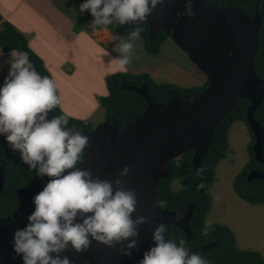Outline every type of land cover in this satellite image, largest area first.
<instances>
[{
    "label": "water",
    "instance_id": "obj_1",
    "mask_svg": "<svg viewBox=\"0 0 264 264\" xmlns=\"http://www.w3.org/2000/svg\"><path fill=\"white\" fill-rule=\"evenodd\" d=\"M185 3L186 0H166L146 21L130 22L125 27L133 29L146 23L151 39L165 32L206 76L209 86L185 96L171 92L169 100L157 103L148 94L147 84L141 87L123 85V89L139 94L147 102V109L127 124L120 123L113 115L90 133L81 130L90 142L80 167L90 168L94 176L102 179L121 178L127 187L139 192V206L133 218L147 215L151 220L141 228L140 251H134L128 258L120 255L119 245L116 250L93 242L85 252L69 249L62 254L67 255L72 264L133 263L152 245V231L161 223L178 226L191 239L190 220L197 205L190 202L175 211L161 208L158 183L168 177V164L188 152H194L193 167L195 174L198 173L217 127L240 98L251 102L247 121L255 137L253 152L256 161L264 164V127L255 118V111L262 107L264 100V78L257 76L254 63L263 13L257 10L251 17L239 7H220L206 0H193L195 15L190 17L186 14ZM53 116L50 112L49 119ZM125 165L131 170L126 177H119ZM261 178L264 172L253 171L246 181L250 183ZM4 181L1 168L0 195ZM18 192L27 196L25 208L34 205L35 190ZM10 222V217L0 218V264H22L19 258H12ZM216 244L190 250L201 254Z\"/></svg>",
    "mask_w": 264,
    "mask_h": 264
},
{
    "label": "clouds",
    "instance_id": "obj_2",
    "mask_svg": "<svg viewBox=\"0 0 264 264\" xmlns=\"http://www.w3.org/2000/svg\"><path fill=\"white\" fill-rule=\"evenodd\" d=\"M166 0H83L81 14L90 13L92 24L107 26L143 22ZM186 14L195 15L193 0H186ZM142 29L138 26L125 39L113 37V60L123 71L136 54V42ZM3 53L0 52V58ZM7 76L0 84V136L8 146L20 154V159L42 181V191L33 197L34 211L27 216V224L13 231L10 241L13 260L22 264H72L69 249L77 253L90 249L93 242L117 250L131 258L140 251L141 228L150 224L147 215L133 214L139 206V192L129 188L121 178L102 179L90 168L80 167L89 146V137L70 125L63 113L55 80L41 75L26 51L12 50ZM61 108L59 115L49 119V113ZM130 167L125 165L119 177H126ZM201 172L203 169L200 170ZM198 189L204 188L199 184ZM206 221L203 235L211 230ZM136 264H209L199 253L191 251L184 240L177 243L169 238L163 223L152 231V245L143 252Z\"/></svg>",
    "mask_w": 264,
    "mask_h": 264
},
{
    "label": "trees",
    "instance_id": "obj_3",
    "mask_svg": "<svg viewBox=\"0 0 264 264\" xmlns=\"http://www.w3.org/2000/svg\"><path fill=\"white\" fill-rule=\"evenodd\" d=\"M83 1V0H80ZM209 3L217 4L220 7L234 6L245 10L249 16H253L257 8L263 13V22L259 30V49L255 57V71L259 78H264V0H206ZM93 17L90 13L79 14L75 19V27L78 32L87 29L92 23ZM0 47L5 52L16 50L26 51L36 70L41 75L51 76L43 59L38 56L29 45L27 37L13 24L3 21L0 12ZM77 25V26H76ZM104 29L103 26H97ZM142 29L140 38L143 39L145 50L149 55L156 56L161 52L162 46L170 40V37L163 31L157 33L153 39L149 37V26L146 23L138 25ZM133 29L118 23L107 26L108 32L113 36L128 37ZM53 78V77H52ZM147 84L148 94L157 102L161 103L171 98V92L179 96L199 92L209 86V82L203 86L185 88L168 81H157L149 73L129 74L116 73L106 80L107 95L102 98V105L106 109L105 119H112L115 115L122 124H127L147 109V102L136 92L122 88L123 85L141 87ZM59 95V92H58ZM251 106L248 99L240 98L235 108L222 120L215 131L214 140L203 158L198 173L195 174L193 167L194 152H188L180 158L168 164L170 173L167 178L158 183L157 194L161 208L168 211H175L185 207L190 202L197 205L190 220V228L193 239L190 240L185 232L175 225H164L169 238L179 243L184 240L189 249L202 247L216 242V246L200 255L208 260L209 264H264V257L256 250H243L238 246L235 232L227 225L211 223L212 228L208 235H203L205 222L213 209V197L211 188L216 181L219 164L226 159L230 148L231 127L237 122L245 123L249 130L247 111ZM63 113H65L63 111ZM53 115H59L61 108L52 111ZM70 125L76 129L92 132L96 125L85 119L70 117ZM256 120L264 127V100L262 107L255 111ZM251 135L254 137L250 130ZM254 142L249 149L250 159L243 169L233 180V190L236 195L250 205L264 204V178L247 182L251 171H264V165L259 164L253 152ZM85 157V154H84ZM4 171V187L0 195V218H11L9 230L13 233L16 228H22L27 224V216L34 211L35 206L25 208L23 205L26 196L18 192L21 189H33L37 193L43 190L47 177L42 181L36 177L34 171L20 159V154L13 151L4 136H0V169ZM203 169L201 172L200 170ZM204 188L198 189L199 184ZM135 264V263H127Z\"/></svg>",
    "mask_w": 264,
    "mask_h": 264
},
{
    "label": "rangeland",
    "instance_id": "obj_4",
    "mask_svg": "<svg viewBox=\"0 0 264 264\" xmlns=\"http://www.w3.org/2000/svg\"><path fill=\"white\" fill-rule=\"evenodd\" d=\"M14 1L0 0V11L3 14L6 13L14 5ZM35 1L41 4L37 7L36 15L29 14L27 11L25 18L20 20L18 14L23 17L22 6L20 9H16L17 15L14 14V19L26 24L33 33L38 35L33 45L40 51L42 55L40 58L43 57L46 63L52 66V73L55 74L61 85L64 101L75 107L80 114L82 111L83 115L91 112L93 120L101 119L106 114V109L102 105L103 96L101 93L104 91L107 77L116 73H151L153 78L158 81L172 82L185 88L203 86L208 82L206 76L196 68L171 39L162 46L158 55L150 56L145 53V44L140 38L136 42L138 58H134L133 62L121 71L113 61L118 55L117 52L89 43L86 49L82 41L73 46L71 40L66 38L69 36L66 32L72 33L70 36L72 38L78 32L68 17L60 10L69 7L74 12L71 0ZM77 12L80 14L79 6ZM49 21L59 24V27L61 25L62 30L58 36L55 30L50 27ZM35 22L39 25L37 29L32 28ZM33 49L35 50V48ZM62 49L65 58L61 53ZM85 53L90 54L91 62L85 58ZM68 59L67 63L64 62ZM63 62L64 64H62ZM73 93L81 94L80 99H86V103L74 101V96H70ZM229 142V152L226 159L219 164L216 181L211 188L213 209L207 221L229 226L237 236L240 249L256 250L261 252L264 257V204L250 205L241 200L233 190L235 176L250 159L249 149L254 142V137L245 123L237 122L231 127Z\"/></svg>",
    "mask_w": 264,
    "mask_h": 264
},
{
    "label": "crops",
    "instance_id": "obj_5",
    "mask_svg": "<svg viewBox=\"0 0 264 264\" xmlns=\"http://www.w3.org/2000/svg\"><path fill=\"white\" fill-rule=\"evenodd\" d=\"M54 1L58 2L59 0H54ZM80 2H81L80 0H71V4L73 5V8L75 9L74 12H73V9L69 8V7H64V8L60 9V10H62L61 12H63L65 14V16L68 17L69 21H71L73 26H75V19L79 15V13L77 12V8H78ZM22 6H23V17L18 14V18L20 20L25 18V16L27 15V11H29V14L30 13H32V14L36 13L37 14V11H36L37 7L41 6V4L37 3L35 0H15L14 5L11 8H9V10L6 13L3 14L2 11H0L2 16H3V21L10 22L19 31H21L27 37L28 41H30L31 45H30V43H29V45L32 46L33 48H35V50L33 48H32V50H34V52L37 55L42 56L40 51H38L37 47L33 45V43L37 40L38 35L33 33V31L31 29H29L26 24L14 19V16H15L14 14L17 15L16 9L17 8L20 9ZM1 25H2V22H0V29H1ZM49 25H50V27H52L55 30V32L58 36L59 32L62 30L61 25L59 27V24H53L50 21H49ZM38 26H39L38 23L35 22V24H34V26H32V28L37 29ZM66 34L69 35V36H66V38L71 40V44L73 46H75L76 43H78L79 41H82L84 43V46L86 49H87V45L89 43V44H94V46H96V47L105 48L107 50L113 51L114 43H117V44L119 43V41H113L112 40L113 37H115V36H113L110 32H108L104 29H99L96 25H93L92 23L90 24V26L87 29H83L82 31L77 32V35L74 38L70 37V36H72V33L66 32ZM124 38L127 39L128 37H124ZM108 45H110V46H108ZM144 49H145V47H144ZM144 51H145V53H147L146 50H144ZM0 52L3 53V57L0 58V63L9 59L11 52H5V51H3V49L1 47H0ZM61 53L64 56L63 49H62ZM84 56L89 62H91V56L89 53H85ZM150 56H152V55H150ZM64 58H65V56H64ZM42 59H43V57H42ZM43 61H45V60L43 59ZM68 61H69V59L67 61L64 60V62H66V63ZM64 62L62 64H64ZM44 63H45L47 70L49 71V73L51 74V76L53 77V79L55 80V82L57 84L58 92H60L59 96H60L61 101H62V109L65 113L68 114V116H70L72 118H77V119H85V120L91 119V121L96 126L99 125L100 123L104 122V120H106L105 119L106 114L101 119L93 120L91 117V114H92L91 112L85 113L86 115H83V111H82V113L80 114L77 111V109H75V107H72V105H69L67 102H65L63 93L61 91V85L58 83L59 81H58L57 77L55 76V74L52 73V66L49 63H46V61ZM8 70H9V65L4 64L3 71H0V84L3 83L4 77L7 76V74H8ZM138 74H140V73H138ZM149 74L152 76V78L154 77L151 73H149ZM101 94L103 97H105L107 95L106 84H104V91ZM70 96H74V101H76V102L82 101V102L86 103V99L85 100L80 99V97L82 95L79 93H73Z\"/></svg>",
    "mask_w": 264,
    "mask_h": 264
},
{
    "label": "flooded vegetation",
    "instance_id": "obj_6",
    "mask_svg": "<svg viewBox=\"0 0 264 264\" xmlns=\"http://www.w3.org/2000/svg\"><path fill=\"white\" fill-rule=\"evenodd\" d=\"M257 10H260L259 8H257ZM257 12V11H256ZM259 163V162H258ZM259 164H262V165H264L263 163H259ZM251 172H253V171H251ZM250 172V173H251ZM257 172H259V171H257ZM264 172V171H263ZM26 196V195H25ZM26 198H27V196H26ZM26 201V200H25ZM24 206V205H23ZM34 206V205H33ZM31 207V206H30ZM191 233H192V231H191ZM193 239V233H192V238L190 239V240H192ZM142 258V257H141ZM133 263H136V261L135 262H133Z\"/></svg>",
    "mask_w": 264,
    "mask_h": 264
}]
</instances>
